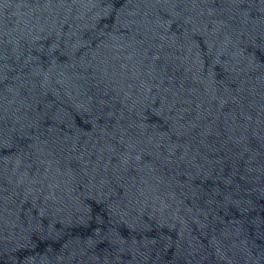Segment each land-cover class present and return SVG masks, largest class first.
I'll return each instance as SVG.
<instances>
[{"label": "water", "instance_id": "water-1", "mask_svg": "<svg viewBox=\"0 0 264 264\" xmlns=\"http://www.w3.org/2000/svg\"><path fill=\"white\" fill-rule=\"evenodd\" d=\"M0 264H264V0H0Z\"/></svg>", "mask_w": 264, "mask_h": 264}]
</instances>
